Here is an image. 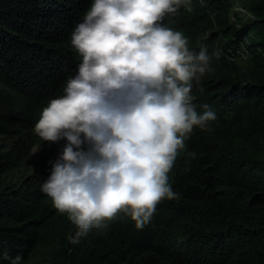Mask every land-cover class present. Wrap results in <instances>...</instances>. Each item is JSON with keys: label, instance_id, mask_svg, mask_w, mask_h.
Segmentation results:
<instances>
[{"label": "clouds", "instance_id": "1", "mask_svg": "<svg viewBox=\"0 0 264 264\" xmlns=\"http://www.w3.org/2000/svg\"><path fill=\"white\" fill-rule=\"evenodd\" d=\"M195 4L203 0H93L74 26L77 72L35 125L42 141L66 143L48 161L51 174L41 191L75 226L67 233L69 247L89 233L86 241L110 231L109 256L121 264H159L167 257V264H186L183 246L169 237L176 218L158 210L180 199L172 174L208 163L205 132L236 126L247 138L251 114L197 100L216 64L233 74L250 57L217 24L195 44L172 30L173 20ZM246 15L233 7L229 25L237 27V17ZM35 150L34 164L42 157ZM29 252L8 257L9 264H56Z\"/></svg>", "mask_w": 264, "mask_h": 264}, {"label": "trees", "instance_id": "2", "mask_svg": "<svg viewBox=\"0 0 264 264\" xmlns=\"http://www.w3.org/2000/svg\"><path fill=\"white\" fill-rule=\"evenodd\" d=\"M92 2L0 0V264L29 250L56 264H121L109 256L110 231L86 241L89 233L69 247L67 233L75 226L41 191L51 174L48 161L66 143L42 141L35 125L77 72L70 37ZM235 6L247 15L237 17L234 28L228 17ZM214 24L226 36L235 34L250 60L233 74L216 64L195 95L235 113L249 110L250 133L239 136L236 126L205 132L208 163L173 172L180 199L158 210L176 218L169 237L183 246L186 264H264V0H203L181 12L172 30L195 44ZM34 148L42 153L36 164Z\"/></svg>", "mask_w": 264, "mask_h": 264}, {"label": "rangeland", "instance_id": "3", "mask_svg": "<svg viewBox=\"0 0 264 264\" xmlns=\"http://www.w3.org/2000/svg\"><path fill=\"white\" fill-rule=\"evenodd\" d=\"M37 157H38V152L35 150V151L33 152V158H34V160H36Z\"/></svg>", "mask_w": 264, "mask_h": 264}]
</instances>
